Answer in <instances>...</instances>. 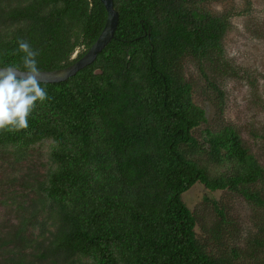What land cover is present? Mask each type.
I'll list each match as a JSON object with an SVG mask.
<instances>
[{"label": "trees", "instance_id": "16d2710c", "mask_svg": "<svg viewBox=\"0 0 264 264\" xmlns=\"http://www.w3.org/2000/svg\"><path fill=\"white\" fill-rule=\"evenodd\" d=\"M114 7L118 25L97 58L66 80L41 82L48 99L36 102L26 129L0 130L4 148L46 138L60 144L50 156L59 169L38 181L33 197H12L15 223L2 224L0 264H264L226 249L211 254L183 200L200 182L264 208V195L251 187L264 168L237 129L207 130L202 143L193 133L205 114L182 64L189 57L217 67L229 22L195 0H114ZM106 19L101 0H0V67L24 70L20 39L39 52V70L68 66ZM68 141L72 149L63 148ZM203 153L231 162V171L213 175L199 161ZM207 232L222 244L219 223ZM248 246L264 252V235Z\"/></svg>", "mask_w": 264, "mask_h": 264}, {"label": "rangeland", "instance_id": "374dc122", "mask_svg": "<svg viewBox=\"0 0 264 264\" xmlns=\"http://www.w3.org/2000/svg\"><path fill=\"white\" fill-rule=\"evenodd\" d=\"M195 4L225 18L229 29L223 39L217 67L204 62L200 68L189 57L182 64L193 101L205 114V121L193 130L194 136L202 143L207 130L215 133L231 125L264 168V0H195ZM209 82L223 91L222 99ZM59 145L52 138H46L30 146H0L1 234L5 231L2 224L15 223L12 197L20 198L23 194L26 199L33 197L38 181L47 182L48 173L59 169V165L50 159ZM63 148L72 149L73 145L68 141ZM18 149L23 152L20 159H16ZM199 161L213 175L232 169L231 162L213 163L204 153L199 156ZM251 187L264 195V175ZM183 200L196 215V235L206 243L211 254L218 255L226 249L236 260L262 262L264 252H249L248 242L254 236L264 235V208L251 204L237 192L227 189L213 191L200 182L183 193ZM214 202L222 210L224 219L218 216ZM216 223L222 226V244L208 239L207 229ZM233 250L238 254L235 255ZM84 261L91 264L92 259Z\"/></svg>", "mask_w": 264, "mask_h": 264}, {"label": "clouds", "instance_id": "9594fccd", "mask_svg": "<svg viewBox=\"0 0 264 264\" xmlns=\"http://www.w3.org/2000/svg\"><path fill=\"white\" fill-rule=\"evenodd\" d=\"M18 49L22 57L23 71L16 66L0 68V130L20 131L28 127V116L37 101L48 99L41 87V73L36 57L39 52L20 39Z\"/></svg>", "mask_w": 264, "mask_h": 264}, {"label": "water", "instance_id": "95a60500", "mask_svg": "<svg viewBox=\"0 0 264 264\" xmlns=\"http://www.w3.org/2000/svg\"><path fill=\"white\" fill-rule=\"evenodd\" d=\"M107 10V19L105 26L92 46L85 54L63 68L54 70H40L41 82H58L68 79L75 75L80 69L92 63L98 54L105 48L109 41L114 37L118 25L119 13L114 7V0H101ZM8 67V66H7ZM2 68V67H0ZM23 71V70H22Z\"/></svg>", "mask_w": 264, "mask_h": 264}]
</instances>
